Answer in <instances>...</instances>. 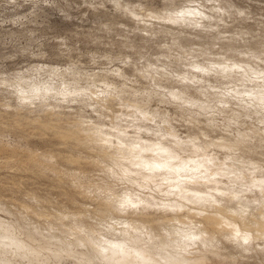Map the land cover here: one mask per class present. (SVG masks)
Wrapping results in <instances>:
<instances>
[{
    "label": "clouds",
    "instance_id": "clouds-1",
    "mask_svg": "<svg viewBox=\"0 0 264 264\" xmlns=\"http://www.w3.org/2000/svg\"><path fill=\"white\" fill-rule=\"evenodd\" d=\"M0 264H264V0H0Z\"/></svg>",
    "mask_w": 264,
    "mask_h": 264
},
{
    "label": "rangeland",
    "instance_id": "rangeland-1",
    "mask_svg": "<svg viewBox=\"0 0 264 264\" xmlns=\"http://www.w3.org/2000/svg\"><path fill=\"white\" fill-rule=\"evenodd\" d=\"M47 21V30H50L52 34H63L71 27V25L63 22L61 18L57 17L55 12H50Z\"/></svg>",
    "mask_w": 264,
    "mask_h": 264
}]
</instances>
